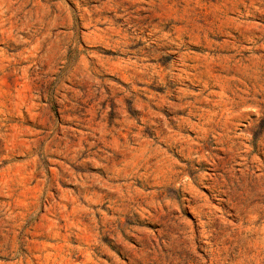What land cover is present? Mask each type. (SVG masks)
<instances>
[{
    "label": "rangeland",
    "instance_id": "1",
    "mask_svg": "<svg viewBox=\"0 0 264 264\" xmlns=\"http://www.w3.org/2000/svg\"><path fill=\"white\" fill-rule=\"evenodd\" d=\"M0 264H264V0H0Z\"/></svg>",
    "mask_w": 264,
    "mask_h": 264
}]
</instances>
